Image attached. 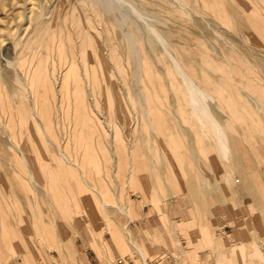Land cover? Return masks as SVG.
<instances>
[{"label":"rangeland","instance_id":"374dc122","mask_svg":"<svg viewBox=\"0 0 264 264\" xmlns=\"http://www.w3.org/2000/svg\"><path fill=\"white\" fill-rule=\"evenodd\" d=\"M81 3L0 0V264H264V0Z\"/></svg>","mask_w":264,"mask_h":264},{"label":"bare ground","instance_id":"6f19581e","mask_svg":"<svg viewBox=\"0 0 264 264\" xmlns=\"http://www.w3.org/2000/svg\"><path fill=\"white\" fill-rule=\"evenodd\" d=\"M80 1H82V3L81 4H85V0H80ZM101 1H103V3H105V2H109V3H113V4H117L118 5V7L120 8V10L119 11H117V13L121 16V20H119L118 22H117V25L118 26H120L121 28H123L124 29V27H129V26H133V25H135L136 27H137V29L139 30L140 28H139V26L137 25V23L134 21V20H132L131 19V17L130 16H128V12H130L131 14H132V16H134V17H136V18H138V19H140V20H142L143 22H144V24H147L146 23V21H145V17L147 16V14H146V12H144V10L142 9H140V8H138V6L136 5V4H134V1H132V0H115L114 2L112 1V0H101ZM87 3H88V1H87ZM138 3V2H137ZM100 5H101V7H102V9H105L106 8V6L104 5V4H102V3H100ZM90 6V5H89ZM141 6V5H140ZM127 7V9L125 10V9H123V8H126ZM88 8V7H87ZM86 8V9H87ZM110 12H114L113 10H111ZM107 14V13H106ZM149 27V26H148ZM130 29V28H129ZM130 31V30H129ZM151 31L152 32H155V33H157L156 31H155V29L154 28H152L151 29ZM130 33H131V31H130ZM134 33V32H133ZM132 34V33H131ZM134 35V34H133ZM156 37H158V39L159 40H162V38L161 37H159V36H156ZM78 66V65H77ZM182 67V66H181ZM67 70V69H66ZM80 72V71H79ZM76 68L75 67H71L70 69H69V71L67 72V75H66V77H65V82L68 80V77H69V75L70 74H74V75H76ZM73 75V76H74ZM77 75H79V74H77ZM184 75V74H183ZM39 76V75H38ZM71 76V75H70ZM189 77V76H188ZM36 81V80H35ZM184 84H185V87H186V90H187V92H188V95L187 96H189V98H188V100H189V104L191 105V107H192V109L196 112V113H198V112H200V113H202V114H205V115H207L208 116V118L211 120V124L213 125V128H214V132H215V134L217 135V137H218V140H219V143L221 144V146L223 147L224 145H225V140H224V133H223V131H222V129L221 128H219V126H218V123L216 122V120L211 116V115H209V107L207 106V104L204 102V100H206L207 99V97L196 87V85H194L191 81L189 82V81H184ZM6 98H7V96H6ZM203 100V101H202ZM8 101H10V100H8ZM8 103V102H7ZM12 103V102H11ZM11 109V108H10ZM12 110V109H11ZM41 113V118H44V122H46V124H47V126H48V124L50 123L49 122V112L47 111V109H44L42 112H40ZM51 118V117H50ZM6 119V118H5ZM15 120V119H14ZM12 121V120H11ZM52 121V120H51ZM7 122V121H6ZM16 122V121H15ZM10 125V124H9ZM8 125V126H9ZM0 126H4V121H3V117H2V115L0 114ZM12 129V128H11ZM14 145L21 151V147H20V145L16 142L17 140H15L14 139ZM22 153H23V151H22ZM25 154V153H24ZM23 154V161H24V163H28V160H27V158H26V156ZM29 164V163H28ZM30 178H31V181H34L35 182V177L34 176H32V175H30ZM130 242L132 243V245H133V247H134V249L136 250V252L137 253H139V255H140V258H141V260H142V263H144V264H147V262H146V254H145V252L137 245V244H135V242L133 241V239H130Z\"/></svg>","mask_w":264,"mask_h":264}]
</instances>
